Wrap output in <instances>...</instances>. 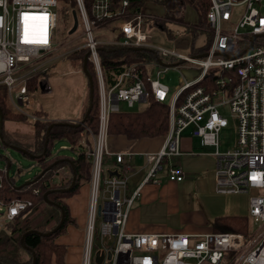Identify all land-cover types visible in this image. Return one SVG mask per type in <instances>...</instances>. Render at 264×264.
<instances>
[{
	"label": "built area",
	"instance_id": "1",
	"mask_svg": "<svg viewBox=\"0 0 264 264\" xmlns=\"http://www.w3.org/2000/svg\"><path fill=\"white\" fill-rule=\"evenodd\" d=\"M209 1L210 41L201 53L184 55L150 43L144 24L151 16L127 10L128 0L122 6L115 0H92L90 9L86 0H75V33L79 26L82 32L65 41L58 37V0H0V86L6 88L17 113L39 120L32 114L34 93L29 85L39 77L38 91L51 93L48 68L55 60L86 49L94 66L98 130L86 129L80 138L91 162L82 264H97L96 252L104 254L101 264H264V0ZM80 37H85V42L73 47ZM100 49L145 50L156 59L132 62L106 76ZM203 54L206 56L198 57ZM50 56L54 58L48 59ZM169 70L180 75V86L171 98L162 81ZM150 98L169 105L165 136L129 139L110 134L111 115L123 112L121 103L129 108L136 103L147 106ZM226 107L237 120L238 136L234 148L222 151L220 133L228 120L221 111ZM186 130L199 139L202 148L214 149L215 191L248 195V219L257 226L255 232H125L130 210L141 198L145 184H158L157 176L163 172L171 181L184 178L173 160L183 155L181 141ZM149 142L160 143L154 148L147 146ZM134 157L145 160L146 174L141 185L130 191ZM7 170V165L0 168V181ZM31 206L23 201L7 207L0 203V221H13ZM98 220L101 247L96 250ZM108 241L113 244L107 245Z\"/></svg>",
	"mask_w": 264,
	"mask_h": 264
},
{
	"label": "trees",
	"instance_id": "2",
	"mask_svg": "<svg viewBox=\"0 0 264 264\" xmlns=\"http://www.w3.org/2000/svg\"><path fill=\"white\" fill-rule=\"evenodd\" d=\"M118 4L124 0H115ZM130 2L127 10L143 12L142 6L144 0H128ZM162 3L165 7L164 15H150V19L145 20V25L154 26L162 31L166 30L165 23L167 21L174 23L183 22L184 8L190 6L195 9L198 14V28L187 25V31L191 37V55L201 53L206 47L196 48L195 41L199 36L201 28H208L207 13L210 7L209 0H156ZM58 37L65 41L69 38V31L73 26V13L78 12L75 0H58ZM92 0H86L87 8L90 9ZM146 14V13H145ZM71 18V23L67 28V23ZM102 68L107 75L111 72H119L121 68L135 61L147 59H156V56L148 51H134V50H109L100 49L99 51ZM88 55V50L82 49L74 52L68 56L75 64L83 70L85 57ZM87 69L93 78L94 84V100L91 113L86 118L85 125H54L55 121L50 120L47 112L43 108L33 109L32 114L37 116L39 120L32 121L26 116L17 113L7 96L5 87L0 86V110L3 113L4 129L3 138L4 145L22 148L30 155L39 156L32 159L29 155L24 154L27 158L36 161L41 168V172L46 170L41 176L40 173L35 175L29 185L22 188H17L15 177H8L6 174L2 176L0 181V203L5 207L9 206L14 201L31 202L32 207H29L21 214L25 215L30 209L40 203L45 202V194L47 199L60 205L65 212V220L58 230H54L57 226H53L50 230L39 226L36 227L40 233L52 232L51 235H41L36 232L27 234L24 243L28 249L22 247V235L30 230L15 228V222L19 221V217L13 221L5 223V229L10 231L9 242L16 241L18 247L26 253L29 258L25 261L17 260L13 255L3 254L0 252V262L4 264H32V252L37 257L36 264H66V247L56 243L57 238L64 234L66 227L72 221L70 220V212L66 205V199L72 197L78 192L79 187L88 182L91 175V162L86 157L84 148L80 143L81 134L90 129L93 133L98 130V116H99V102H98V86L95 76L94 66L88 60ZM87 79V78H86ZM87 82V96L86 105L83 109L82 115L77 119L80 122L86 116V111L89 105V81ZM110 83H113L111 80ZM39 77L32 80L29 85V90L33 93L39 90ZM6 122H14L19 125L27 124L30 126V132L9 131L5 127ZM49 137H46L48 129ZM169 131V105L155 101L153 98L149 99L148 105L141 111L120 112L111 115L109 132L112 135H124L129 139H140L143 137H159L165 136ZM56 140H66L70 144V150L76 153L75 158H66L53 155V145ZM3 164L7 165L4 160ZM63 171V172H61ZM76 177V184L74 188L67 192H59L58 190L69 188L72 180ZM46 203V202H45ZM50 205V204H49ZM55 208V206L50 205ZM4 215V214H3ZM62 212H60L57 224L60 222ZM249 219L246 216H225L219 217L216 220V227L222 229L223 232L244 233L249 232ZM19 231V232H18ZM19 233L18 238H14L15 234Z\"/></svg>",
	"mask_w": 264,
	"mask_h": 264
},
{
	"label": "rangeland",
	"instance_id": "3",
	"mask_svg": "<svg viewBox=\"0 0 264 264\" xmlns=\"http://www.w3.org/2000/svg\"><path fill=\"white\" fill-rule=\"evenodd\" d=\"M142 9L148 15L157 16L164 15L166 10L164 5L162 3L157 2L156 0H144V5L142 6ZM183 12L184 17L182 24L167 21L165 23L166 30L164 31L154 26L151 27L145 25L144 29L148 35L149 42L166 48L174 49L184 55H191L190 53L192 40L190 34L187 31V25H192L198 28V14L197 11L191 8L190 6H185ZM68 20L69 22L67 23V28L71 23V18L69 17ZM207 30L208 28L204 27L200 29V34L197 40L195 41L196 48H202L208 45L210 41V36ZM81 32L82 26H79L77 32L74 35H70L69 39H74L75 37L79 36ZM83 42H85V37H80L73 43V47L77 46L78 44H82ZM53 58L54 57L50 56L48 59ZM183 65H187V63H184ZM48 73L50 75L49 82L53 88V91L51 93H42L41 91L35 92L33 107L35 109L43 108L47 112L50 120L55 122L61 121L72 123L73 121H76V119L81 117L83 109L86 105V99L85 102L82 100L84 96V90L85 88H87V79L85 74L75 64L73 60L68 58V56L62 57L57 62L55 60V62H53V64L48 68ZM179 77L180 75L177 71L169 70L165 74L164 79L162 80L163 83L166 84L170 89V98L175 95V93L177 92V87L180 86ZM6 93L8 96V92ZM145 107L146 105L141 103L134 104L132 108H129L125 103H121L120 106L123 112L141 111ZM221 112L223 116L228 120V126L224 128L220 133V149L222 151H225L227 149L234 148L236 145L238 136V123L237 120L232 116L229 107L223 108ZM7 125L8 122L5 123V127L9 131H31L30 126L27 124H24V127L22 126L21 128H17V130L10 129L9 125L8 127ZM206 149L208 151H214L213 148L209 147H204L202 151H206ZM0 155H7L12 160V167L10 169L9 176L15 177L17 186H20L23 183L31 180L35 175H38L41 172V168L37 165L36 161L27 158L21 152L4 147L1 144ZM53 155L66 158L76 157V153L70 150V144L66 140H56L54 142ZM136 159H138V167L144 165V161L141 160L140 157H137ZM3 165V161L0 160V168L3 167ZM157 178L159 182H162L163 185L168 183V176L164 175V173H160ZM90 179L91 175L88 182L82 184L79 187L78 192L72 197L66 199L65 201L66 205L68 206L70 212V220L72 222L67 225L65 233L57 238L56 243L58 245L66 247V264L68 246L60 243L59 239L68 234V229L70 226L74 227L77 224L75 216L73 215L69 207V200L79 196L84 186L89 187L88 195L90 197ZM72 183L73 180L71 184ZM75 184L76 180L74 186ZM59 192L62 193L66 191ZM45 202L38 204L37 206L30 209L27 213H25L24 216L20 217L19 221L14 223L15 228H18L16 223H19L18 225L20 226V228H22V230H35L36 227L39 226L50 230L53 226H58L60 222L57 224V220L59 218L60 212H62L61 209L56 206L55 208H53L47 202ZM138 205L139 202H135L131 211H133ZM146 211L148 212V215H144L143 218L144 220L149 221L151 223L163 224L173 229H180L189 225H195V228L207 229V231H212L213 221L217 217L232 215L234 213H236L237 215L248 217L249 197L245 194H218L215 190L209 191L206 194L201 193L196 190L195 179H187L183 189L180 190L177 209L173 213L169 212L168 206H166L165 204L152 205L146 208ZM5 223L6 222L2 223L0 221V252L3 254L13 255L19 261L27 260L29 256L18 247L15 239L10 242L7 240L9 238L10 231L5 229ZM96 227V237H99V240L95 239L94 246L97 250L101 247L99 220L97 222ZM256 228L257 226L253 222L249 223L250 234L255 232ZM14 236V238H18L19 233H16ZM85 241L86 239L84 237L83 248L85 246ZM112 244L113 241H108L107 243V245L109 246H111Z\"/></svg>",
	"mask_w": 264,
	"mask_h": 264
},
{
	"label": "crops",
	"instance_id": "4",
	"mask_svg": "<svg viewBox=\"0 0 264 264\" xmlns=\"http://www.w3.org/2000/svg\"><path fill=\"white\" fill-rule=\"evenodd\" d=\"M87 86V85H86ZM87 96V88L84 90L82 100L85 102ZM84 104V103H83ZM81 104V105H83ZM82 107V106H81ZM77 120V119H76ZM10 129L21 128L23 125L14 122H8ZM7 125V127H8ZM24 127V126H23ZM24 131V130H23ZM160 142L148 143V147L156 148ZM151 148V149H154ZM181 148L183 155L173 160V163L179 165L184 173V178L181 181H171L167 178V184L163 185L162 182L158 184L148 183L142 188V196L136 201L139 205L133 210H130L126 225L125 232L127 234H174L182 233L188 235L206 234V233H220L222 229L216 227L217 217L213 221L212 231L207 229L195 228V225H189L180 229H173L163 224H155L144 220L143 216L148 215L146 208L152 205H166L169 212L173 213L177 209L178 198L180 190L183 189L187 179H195L196 190L201 193H207L215 190V158L211 154L212 151H202L199 139L193 137L190 130H186L183 134L181 141ZM210 148V147H209ZM193 154H192V153ZM137 157L133 158L135 165V172L130 178L129 189L133 191L139 185L145 176V160L144 165L138 167ZM164 175L168 176L166 172ZM192 177V178H190ZM89 187L84 186L79 196L69 200L70 209L76 219V226H70L68 234L59 239V242L68 246L67 264H82L84 248V237L87 230L88 215L87 209L89 205ZM89 197V198H88ZM135 204V203H134ZM133 207V206H132ZM132 209V208H131ZM226 216H241L236 213ZM21 217V216H20ZM19 217V218H20ZM225 217V216H222ZM247 217V216H246ZM249 218V217H248ZM83 260V259H82Z\"/></svg>",
	"mask_w": 264,
	"mask_h": 264
},
{
	"label": "water",
	"instance_id": "5",
	"mask_svg": "<svg viewBox=\"0 0 264 264\" xmlns=\"http://www.w3.org/2000/svg\"><path fill=\"white\" fill-rule=\"evenodd\" d=\"M77 26H78V17H77V13L74 12V13H73V26H72V28H71L70 31H69V35H73V34L75 33V31H76V29H77ZM254 38H255V37H254ZM254 38H253V39H254ZM204 56H206V54L199 55L198 57H204ZM158 60H159V62H160L161 64L165 65V63H164L163 61H161L160 59H158ZM87 63H88V55L85 57L84 65H83V73L85 74L86 78L88 79V81H89V86H90V90H89V105H88V108H87V111H86V116H85V118H83V119H82L80 122H78V123H77V122L69 123V122L56 121L54 125H71V124H72V125H75V126H82V125H85L86 118H87L88 115L91 113V110H92V107H93V100H94V84H93V78H92L91 74L89 73V71H88V69H87ZM175 65H176V64H175ZM185 74H186V75H191V72H190L189 70H185ZM51 128H52V126L48 129V132H47L46 137H49V132H50ZM3 129H4V118H3V113H2V111L0 110V144H1L2 146L6 147V146L4 145ZM7 148H10V149H12V150H15V151L21 152L22 154L29 155L32 159H35V158H38V157H39V156H36V155H30V154L28 153V151H26V150H24V149H22V148H18V147H14V146H8ZM0 160H4V161L6 162V164H7V169H8V170H7V176L9 177V172H10V169H11V167H12V160H11L10 157L7 156V155H0ZM45 171H46V170H43V171L40 173V175L42 176L43 173H44ZM110 174H112V175H116V172H111ZM75 180H76V177H74V179H73V183L71 184L70 188H68V189H64V190H58V191H66V192L69 191V189L73 188L74 183H75ZM32 182H34V181H33V180H29V181L23 183L22 185L18 186L17 188H22V187H24L25 185H29V184H31ZM44 197H45V201H46L48 204L53 205V206H56V207H58L59 209H61V211H62V218H61V221H60V223L58 224V226L53 230V231H55V230L59 229V228L61 227V225L63 224V222H64V220H65V212H64L63 208H62L60 205H58V204H56V203H54V202L48 200V199H47V194H45ZM53 231H52V232H53ZM32 232H36V233H39V234H41V235H51V234H52V232H48V233H46V234H44V233H40V232H38L37 230H28V231H26V232L22 235V238H21V244H22V247L25 248V249H28V248L26 247V245H25V243H24V239H25V237H26L27 234H30V233H32ZM31 252H32V257H33L32 264H36L37 257H36V255H35V253H34L33 251H31ZM108 257L110 258V255H109ZM103 258H104V254H103V253L101 254L100 252H96V259H95V260H96V263H97V264H101L102 261H103ZM0 264H4V263L0 262Z\"/></svg>",
	"mask_w": 264,
	"mask_h": 264
}]
</instances>
